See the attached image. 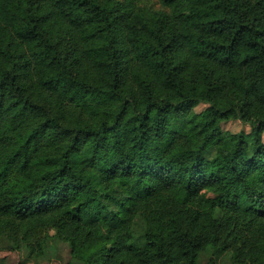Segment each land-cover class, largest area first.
<instances>
[{
    "label": "trees",
    "instance_id": "trees-1",
    "mask_svg": "<svg viewBox=\"0 0 264 264\" xmlns=\"http://www.w3.org/2000/svg\"><path fill=\"white\" fill-rule=\"evenodd\" d=\"M157 1L0 0L13 250L264 264V0ZM231 121L251 141L223 132Z\"/></svg>",
    "mask_w": 264,
    "mask_h": 264
},
{
    "label": "rangeland",
    "instance_id": "rangeland-1",
    "mask_svg": "<svg viewBox=\"0 0 264 264\" xmlns=\"http://www.w3.org/2000/svg\"><path fill=\"white\" fill-rule=\"evenodd\" d=\"M144 3L153 9H162L157 0H144ZM207 105L201 104L195 108V112L200 113L206 110ZM222 131L232 134L244 132L248 140L251 141V128L241 121H231L222 124ZM70 249L65 243L52 242L45 257L32 259L28 257L26 250H13L10 241L6 237L0 238V264H70ZM222 264H230L228 260Z\"/></svg>",
    "mask_w": 264,
    "mask_h": 264
}]
</instances>
